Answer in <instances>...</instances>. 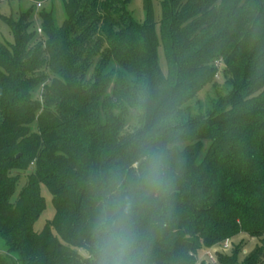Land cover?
Masks as SVG:
<instances>
[{
  "label": "trees",
  "instance_id": "trees-1",
  "mask_svg": "<svg viewBox=\"0 0 264 264\" xmlns=\"http://www.w3.org/2000/svg\"><path fill=\"white\" fill-rule=\"evenodd\" d=\"M28 1L0 14L13 36L0 40V264H97L103 212L131 225L139 264H196L241 233L260 244L213 264H263L264 0H160L158 31L152 0L144 23L131 0H63L60 26ZM219 63L227 95L186 112ZM41 185L55 214L36 231Z\"/></svg>",
  "mask_w": 264,
  "mask_h": 264
},
{
  "label": "rangeland",
  "instance_id": "rangeland-1",
  "mask_svg": "<svg viewBox=\"0 0 264 264\" xmlns=\"http://www.w3.org/2000/svg\"><path fill=\"white\" fill-rule=\"evenodd\" d=\"M152 3L154 9V19L156 22V31H158L160 26V20L162 18V7L160 0H152ZM20 7L22 11L26 12L31 7V3L28 0H21V2L20 0H12L11 2H9V0H0V14H3L5 16L12 15L14 18H18L20 16L18 14ZM44 7L47 10H49L51 7L54 8L55 23L56 26H60L66 17L63 0H47L44 2ZM36 8L35 10H39L42 9L43 7L42 8L36 7ZM129 10L132 11L134 18L137 21H139L140 23H144L146 14L143 7V0H131L129 4ZM31 18L34 20L33 26L32 28H30L32 31L35 30L36 28L42 27L41 21L38 16L32 15ZM0 40L8 41V42L13 41V36L9 29V26L5 22H3L1 18H0ZM159 62L162 69L166 70L165 58L162 48L159 49ZM224 69H225L224 65L222 63H219L218 73L215 75V81L207 85L196 97L192 98L189 102H187L182 106V108H184L186 112L188 111L195 116H199L201 114L204 115L208 112V110L212 109L215 106L216 104L215 102L220 101L222 98H224L227 95V92L229 90L228 88L229 85L227 83L228 77L225 74ZM34 97H39V95L35 93ZM108 97H110L109 99L112 100V92L108 94ZM101 100L102 103H104V98H101ZM104 114L105 113L103 110L101 116H103ZM135 116H136V112L131 107L127 116L128 126L126 125L125 129L130 130L134 127V125L135 126L137 125V118H135ZM205 146L206 148H208L209 143H206ZM25 181H26V176L22 175L18 182L17 191L14 196V199L15 197H17ZM41 193L45 199V208L35 222L34 229L36 231L42 230L45 224L47 223V221L51 220L55 214L52 195L49 192V190L46 188V186L41 185ZM230 243H231L230 248L239 247L243 244L242 251L239 254L240 260H242L244 256L247 255L256 245L260 244L257 238L251 237L246 233H241L239 236H234L230 238ZM3 246H4V242L2 239H0V251L2 250ZM209 249H203L199 251L198 260L196 264H202L203 262L212 263L210 262L209 255L207 253Z\"/></svg>",
  "mask_w": 264,
  "mask_h": 264
},
{
  "label": "clouds",
  "instance_id": "clouds-1",
  "mask_svg": "<svg viewBox=\"0 0 264 264\" xmlns=\"http://www.w3.org/2000/svg\"><path fill=\"white\" fill-rule=\"evenodd\" d=\"M121 211H130V205H121ZM135 236L130 224L103 212L96 226L97 264H139L134 256Z\"/></svg>",
  "mask_w": 264,
  "mask_h": 264
},
{
  "label": "built area",
  "instance_id": "built-area-1",
  "mask_svg": "<svg viewBox=\"0 0 264 264\" xmlns=\"http://www.w3.org/2000/svg\"><path fill=\"white\" fill-rule=\"evenodd\" d=\"M38 7L41 6V3H38L37 5ZM38 31L41 32V28H38ZM230 239H226L224 241V243L221 245V246H213L211 247L207 253L209 255V259H210V262L212 263H216V253L219 251V250H226L230 247Z\"/></svg>",
  "mask_w": 264,
  "mask_h": 264
}]
</instances>
